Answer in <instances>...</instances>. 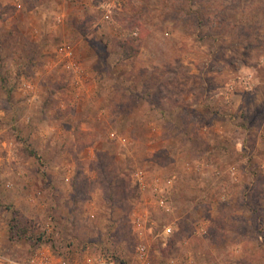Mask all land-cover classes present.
I'll list each match as a JSON object with an SVG mask.
<instances>
[{
	"label": "rangeland",
	"instance_id": "1",
	"mask_svg": "<svg viewBox=\"0 0 264 264\" xmlns=\"http://www.w3.org/2000/svg\"><path fill=\"white\" fill-rule=\"evenodd\" d=\"M141 244L264 264V0H0V257Z\"/></svg>",
	"mask_w": 264,
	"mask_h": 264
},
{
	"label": "built area",
	"instance_id": "2",
	"mask_svg": "<svg viewBox=\"0 0 264 264\" xmlns=\"http://www.w3.org/2000/svg\"><path fill=\"white\" fill-rule=\"evenodd\" d=\"M171 184V180H168ZM167 201L165 198H159L157 204L159 207L165 208ZM171 233V228L167 227L164 229V234L169 235ZM0 264H63L61 260L57 262L50 261L47 257L37 256L31 257L23 261H15L8 258L0 257ZM86 264H119L111 256L102 255L94 261H88ZM135 264H152L149 260V249L146 245L141 244L136 248V262Z\"/></svg>",
	"mask_w": 264,
	"mask_h": 264
},
{
	"label": "trees",
	"instance_id": "3",
	"mask_svg": "<svg viewBox=\"0 0 264 264\" xmlns=\"http://www.w3.org/2000/svg\"><path fill=\"white\" fill-rule=\"evenodd\" d=\"M12 234L16 237L18 235L17 231L13 228L12 229Z\"/></svg>",
	"mask_w": 264,
	"mask_h": 264
}]
</instances>
